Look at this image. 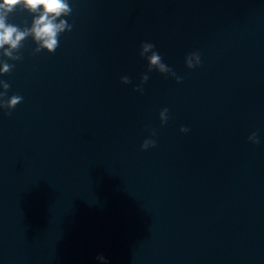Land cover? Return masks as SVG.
I'll list each match as a JSON object with an SVG mask.
<instances>
[{
	"label": "water",
	"instance_id": "water-1",
	"mask_svg": "<svg viewBox=\"0 0 264 264\" xmlns=\"http://www.w3.org/2000/svg\"><path fill=\"white\" fill-rule=\"evenodd\" d=\"M69 4L0 52V264H264V0Z\"/></svg>",
	"mask_w": 264,
	"mask_h": 264
},
{
	"label": "clouds",
	"instance_id": "clouds-1",
	"mask_svg": "<svg viewBox=\"0 0 264 264\" xmlns=\"http://www.w3.org/2000/svg\"><path fill=\"white\" fill-rule=\"evenodd\" d=\"M20 6L29 12L36 13L32 17L31 24L21 28L15 23L8 21V14ZM71 11L69 0H0V52L5 56H11V49L17 47L19 42L26 35L31 34L33 39L37 41L38 47H44L49 51H53L58 43V34L66 28H71V25L64 19L61 14L67 15ZM60 17V19H56ZM7 44L8 47H4ZM150 43L142 44V52L150 49ZM150 65H155L160 71H166L168 66L165 65L159 57V54L153 51L148 57ZM200 55L197 51L188 52L184 57V63L188 67H193L199 64ZM11 66L4 60H0V73L6 72ZM180 80L181 76L175 77ZM122 80H127V77H121ZM9 84L0 79V109H10L16 105L22 96L19 94H7ZM167 107H161L158 111V117L161 123H164L168 118ZM180 131H187L186 125H180ZM151 132V130H150ZM247 139L256 143L258 137L255 130L249 132ZM155 143L151 135L146 136L140 143L141 148H147ZM96 259L107 261V258L102 254H98Z\"/></svg>",
	"mask_w": 264,
	"mask_h": 264
}]
</instances>
